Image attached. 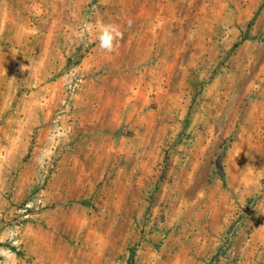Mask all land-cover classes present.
I'll return each mask as SVG.
<instances>
[{
    "label": "rangeland",
    "instance_id": "obj_1",
    "mask_svg": "<svg viewBox=\"0 0 264 264\" xmlns=\"http://www.w3.org/2000/svg\"><path fill=\"white\" fill-rule=\"evenodd\" d=\"M0 172V264H264V0H0Z\"/></svg>",
    "mask_w": 264,
    "mask_h": 264
},
{
    "label": "clouds",
    "instance_id": "obj_2",
    "mask_svg": "<svg viewBox=\"0 0 264 264\" xmlns=\"http://www.w3.org/2000/svg\"><path fill=\"white\" fill-rule=\"evenodd\" d=\"M96 40L98 47L107 53H112L118 48V41L122 39L123 33L120 26L114 23L104 24L102 21H97L96 25ZM92 29V25L85 23L82 28L83 32H88Z\"/></svg>",
    "mask_w": 264,
    "mask_h": 264
},
{
    "label": "crops",
    "instance_id": "obj_3",
    "mask_svg": "<svg viewBox=\"0 0 264 264\" xmlns=\"http://www.w3.org/2000/svg\"><path fill=\"white\" fill-rule=\"evenodd\" d=\"M0 174H1V172H0ZM9 184L10 183H9V180L8 179H3L0 176V196H2L3 193H6L7 192L8 188L10 187ZM0 214H1V210H0Z\"/></svg>",
    "mask_w": 264,
    "mask_h": 264
},
{
    "label": "trees",
    "instance_id": "obj_4",
    "mask_svg": "<svg viewBox=\"0 0 264 264\" xmlns=\"http://www.w3.org/2000/svg\"><path fill=\"white\" fill-rule=\"evenodd\" d=\"M220 174H221V177H222L223 181L226 182V174L224 173V171H221ZM134 258L135 257H134V254H133L128 264H135Z\"/></svg>",
    "mask_w": 264,
    "mask_h": 264
}]
</instances>
